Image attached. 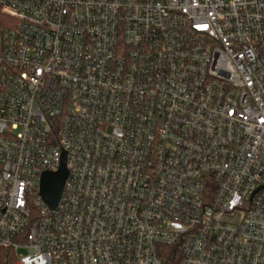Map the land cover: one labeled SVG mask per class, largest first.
I'll return each mask as SVG.
<instances>
[{
    "label": "built area",
    "instance_id": "2783aa9c",
    "mask_svg": "<svg viewBox=\"0 0 264 264\" xmlns=\"http://www.w3.org/2000/svg\"><path fill=\"white\" fill-rule=\"evenodd\" d=\"M4 250L264 264V0H0Z\"/></svg>",
    "mask_w": 264,
    "mask_h": 264
},
{
    "label": "water",
    "instance_id": "95a60500",
    "mask_svg": "<svg viewBox=\"0 0 264 264\" xmlns=\"http://www.w3.org/2000/svg\"><path fill=\"white\" fill-rule=\"evenodd\" d=\"M68 177L65 156L57 172H44L40 180V194L43 200L55 209L60 202L64 184Z\"/></svg>",
    "mask_w": 264,
    "mask_h": 264
},
{
    "label": "trees",
    "instance_id": "16d2710c",
    "mask_svg": "<svg viewBox=\"0 0 264 264\" xmlns=\"http://www.w3.org/2000/svg\"><path fill=\"white\" fill-rule=\"evenodd\" d=\"M15 257L8 250H4L0 253V264H14Z\"/></svg>",
    "mask_w": 264,
    "mask_h": 264
},
{
    "label": "rangeland",
    "instance_id": "374dc122",
    "mask_svg": "<svg viewBox=\"0 0 264 264\" xmlns=\"http://www.w3.org/2000/svg\"><path fill=\"white\" fill-rule=\"evenodd\" d=\"M241 218V215L239 213H236L233 216L227 217L228 222L235 223ZM29 251L27 249H20L19 254H27Z\"/></svg>",
    "mask_w": 264,
    "mask_h": 264
}]
</instances>
